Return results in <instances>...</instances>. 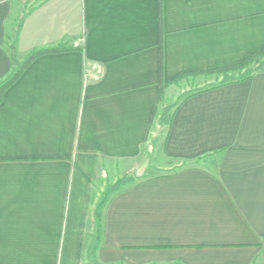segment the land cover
<instances>
[{
  "label": "crops",
  "instance_id": "0c3cea01",
  "mask_svg": "<svg viewBox=\"0 0 264 264\" xmlns=\"http://www.w3.org/2000/svg\"><path fill=\"white\" fill-rule=\"evenodd\" d=\"M61 46L0 99V264H264V67L189 92L264 0H0V81Z\"/></svg>",
  "mask_w": 264,
  "mask_h": 264
},
{
  "label": "rangeland",
  "instance_id": "374dc122",
  "mask_svg": "<svg viewBox=\"0 0 264 264\" xmlns=\"http://www.w3.org/2000/svg\"><path fill=\"white\" fill-rule=\"evenodd\" d=\"M21 64V63H20ZM264 67V55L256 57L250 65H248L245 69L241 71H235V72H224L220 71L217 73H198V74H193L189 76L192 78L191 81L189 82V92H193L199 89H204L207 87H211L212 85L216 84H221L223 82L232 80V79H237L241 76L244 75H250L253 76L256 71L262 69ZM223 73H232L228 75H224ZM164 115V118L162 120V117L159 118V113L156 114L153 127L156 124H161L162 131H164L166 120L169 117V114L161 113ZM161 120V121H160ZM200 159L195 160V162H200ZM186 161H180V160H169L168 164V170L166 171L167 173H172L175 171V168H179L182 166H185ZM213 167V166H211Z\"/></svg>",
  "mask_w": 264,
  "mask_h": 264
},
{
  "label": "trees",
  "instance_id": "16d2710c",
  "mask_svg": "<svg viewBox=\"0 0 264 264\" xmlns=\"http://www.w3.org/2000/svg\"><path fill=\"white\" fill-rule=\"evenodd\" d=\"M60 49H62V46L61 47H56L55 49H50V50L49 49H44V50H41V51H36V52L32 53L31 55H29L21 65L13 67V69L7 75V77H5L4 79H2L0 81V99H1L5 89L7 87H9L20 76V74L26 68V66L37 55L45 53V52H50L51 50H60ZM261 55H264V48L262 50L258 51V52H255V53H252V54L248 55L241 62H238V63L233 64V65H228V66H224V67H220V68H215V69H212V70H207V71H204V72L205 73H217V72H220V71H224V72H227V71H230V72L241 71V70L245 69L248 65H250V63H252L253 60L256 57L261 56ZM223 74L224 75H228V74H232V73H223ZM249 77H250V75H244V76L239 77V79L237 78V79H232V80H242V79H246V78H249ZM221 84H223V83H221Z\"/></svg>",
  "mask_w": 264,
  "mask_h": 264
}]
</instances>
